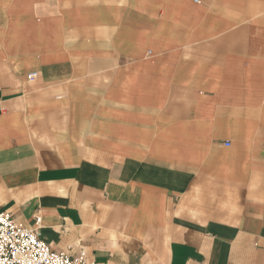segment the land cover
<instances>
[{
  "label": "crops",
  "instance_id": "crops-1",
  "mask_svg": "<svg viewBox=\"0 0 264 264\" xmlns=\"http://www.w3.org/2000/svg\"><path fill=\"white\" fill-rule=\"evenodd\" d=\"M0 213L97 264H264V0H0Z\"/></svg>",
  "mask_w": 264,
  "mask_h": 264
},
{
  "label": "built area",
  "instance_id": "built-area-1",
  "mask_svg": "<svg viewBox=\"0 0 264 264\" xmlns=\"http://www.w3.org/2000/svg\"><path fill=\"white\" fill-rule=\"evenodd\" d=\"M36 222L40 225V216L36 218ZM0 264L97 263L88 261L85 254L73 258L65 251L53 250L41 239L37 230L18 224L11 214L0 213Z\"/></svg>",
  "mask_w": 264,
  "mask_h": 264
}]
</instances>
